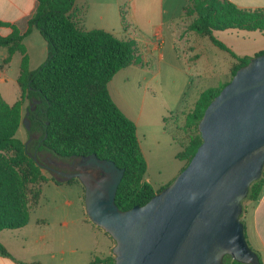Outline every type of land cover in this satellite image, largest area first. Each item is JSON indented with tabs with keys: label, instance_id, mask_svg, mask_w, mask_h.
Instances as JSON below:
<instances>
[{
	"label": "trees",
	"instance_id": "16d2710c",
	"mask_svg": "<svg viewBox=\"0 0 264 264\" xmlns=\"http://www.w3.org/2000/svg\"><path fill=\"white\" fill-rule=\"evenodd\" d=\"M77 1L35 0L36 10L23 32L14 24L0 21V28L11 30L7 36L0 35V47L7 51L1 67L9 64L15 53L21 55L17 78L20 98L9 105L0 97V232L28 224L45 183L70 185L78 181L63 180L56 174L52 178L46 177L39 165L42 158L46 162L47 159L68 162L95 155L100 160L114 162L124 170L115 196V204L122 211L143 206L165 188L156 190L145 180L147 165L137 139L136 125L119 110L108 92L111 79L137 61L133 43L104 30L84 29L81 18L75 15ZM186 2L184 18L189 21L188 30L197 37L208 38L214 46L230 55L234 60L230 69L232 77L250 57L235 55L213 33L240 30L258 31L264 35V8H239L227 0ZM122 22L125 26L123 13ZM32 28L38 30L47 44V58L34 71L29 69L23 44ZM228 82L200 92L185 115L183 127L179 128L184 136L175 128L172 139L182 147L176 156L178 160L186 161L187 165L190 162L202 142L197 127L204 111ZM26 100L33 106L26 108L29 111V143L16 138L25 117L22 107ZM35 102L39 104L35 105ZM41 104L44 107L40 111ZM169 120L170 117L164 119L165 123ZM34 155L37 162L32 158ZM263 189L264 167L261 177L250 185L242 201L240 221L244 236V215L258 201ZM87 221L91 223L88 218ZM112 243L114 247L113 239ZM255 254L262 264L259 254ZM0 255L12 258L1 243ZM90 264H114V255L111 251L109 256L96 257ZM224 264L241 263L226 256Z\"/></svg>",
	"mask_w": 264,
	"mask_h": 264
},
{
	"label": "water",
	"instance_id": "95a60500",
	"mask_svg": "<svg viewBox=\"0 0 264 264\" xmlns=\"http://www.w3.org/2000/svg\"><path fill=\"white\" fill-rule=\"evenodd\" d=\"M197 128L202 142L188 165L143 206H116L124 170L112 161L90 155L76 172L53 170L82 184L87 218L115 243L114 264H224L226 256L260 264L240 216L264 167V53L235 72Z\"/></svg>",
	"mask_w": 264,
	"mask_h": 264
},
{
	"label": "crops",
	"instance_id": "0c3cea01",
	"mask_svg": "<svg viewBox=\"0 0 264 264\" xmlns=\"http://www.w3.org/2000/svg\"><path fill=\"white\" fill-rule=\"evenodd\" d=\"M78 1H80V3L83 2V0ZM88 1L90 2L89 9L92 7L93 9L90 10V14L89 9L85 13L86 19H88L90 15L89 22L91 24V27L89 29L86 28V30L100 29L115 36V33L118 32L117 29L121 28L128 30L130 25L139 22H156L157 25L154 26L153 32L148 37L134 35L132 38L125 39L133 43L137 61L131 65L136 67L144 68L148 66V62H151L150 60H154L155 65L158 66L161 62H164L162 50L167 39V34L164 33V24L166 22L169 24V27L171 25L169 31L171 35V49L176 50V43H178L182 48H186L189 53L193 54L196 53L197 49L201 46L198 40H194L196 38H194L192 32L188 30L189 21L184 18L185 7L187 5L186 0H168L167 5H165L166 0ZM227 1L239 8H264V0ZM127 4L128 9L123 11L122 7ZM75 6L74 11L77 12ZM114 6L116 9L115 18H112V22L110 23L105 22L109 7ZM35 10V0H0V21L14 24L23 32L27 28L28 19L34 14ZM122 13L125 26L122 22ZM178 19H180L179 24L176 21ZM81 25L83 27V23H81ZM238 31L240 30H225L218 32L223 33L221 34L223 39L220 42L239 57H252L264 51V35L261 32H248L253 33L249 35ZM10 32L11 30L9 28H0V35L2 36H7ZM242 32L245 33L246 31ZM214 33L217 34L216 32ZM149 39L154 43L149 41ZM257 40L258 43H256ZM23 44L28 55L29 69L33 70L39 68L43 62L42 58L47 54V44L36 28H32L30 33L25 36ZM3 49L5 52L4 56H2V61H4L7 56L6 49ZM17 55H19L18 66L13 73L9 65ZM218 58H220L218 54L216 59H210L208 57H202L200 54H195L188 59V62H194L195 66L200 63L205 72L203 77L206 78L207 76L211 77V75H214L215 66L218 64L216 60ZM20 62L21 55L15 53L11 57L8 65L1 67V63L3 62L0 63V97L9 105L14 104L20 98V89L17 84ZM233 63L234 60L231 58L228 68L229 76ZM180 71L184 72L183 70ZM10 72L13 74L12 77L8 75ZM9 81L11 83L10 89L7 88ZM13 83L17 85V90L13 88ZM187 83L190 84L189 78L187 79ZM195 101L193 103H195ZM114 103L120 111L136 125L137 139L147 163V157L140 142V135L138 132V124L141 123L140 116L134 115V113L124 107L119 101H114ZM144 135L143 133L141 134L142 137H144ZM243 220L246 242L254 253L256 252L259 254L260 260L262 264H264V189L258 201L253 207L248 209ZM29 221L26 226L20 229L0 232V243L12 257L7 258L0 255V264H18L17 261L27 264H90L94 258L107 257L112 251L113 244L108 243L105 245L103 240V238L106 237L105 233L84 219H82L80 223L72 224L64 221L60 223L58 229L49 228L46 224L39 225L36 223L35 225H31ZM101 242L102 246H100Z\"/></svg>",
	"mask_w": 264,
	"mask_h": 264
},
{
	"label": "rangeland",
	"instance_id": "374dc122",
	"mask_svg": "<svg viewBox=\"0 0 264 264\" xmlns=\"http://www.w3.org/2000/svg\"><path fill=\"white\" fill-rule=\"evenodd\" d=\"M89 4L88 0H83L82 3L78 1L75 6L77 8L75 15L81 18L84 29L91 27L89 22L90 15L88 19L85 18ZM167 4L168 0L165 1V5ZM92 9L93 7L89 9V14ZM122 9L126 11L128 4L124 5ZM115 12V6L109 7L105 22H112V18L116 16ZM176 21L178 24L180 23V19ZM155 25H157L156 22H139L130 25L128 30L117 29L118 32L115 33V36L120 40L132 38L134 35L148 37L153 32ZM170 29L171 25L169 27V24L166 22L164 24V33L167 34V39L162 50L164 55L163 63L161 62L158 66L155 65L154 60H150L151 62H148V66L144 68L130 65L120 70L108 83V92L111 99L115 102L119 101L134 115L140 116L141 123L138 124V132L140 142L147 157V168L144 178L156 190L170 185L187 165L186 161H180L176 158L177 154L181 152L182 147L172 139L175 128L179 129L183 127L185 115L192 109L193 102L201 91L211 87L219 88L231 80L228 72L231 58L228 53L214 46L208 38L197 37L194 33H192V36L196 38L194 40H198L201 45L196 53H189L186 48H182L178 43H176V50H173L170 43ZM238 32L249 35L253 34L242 31ZM216 33L213 36L218 41H221L223 39L221 34L223 33ZM149 41L152 40L149 39ZM256 43H258V40ZM4 52L5 50L0 48V63L3 62L2 56H4ZM195 54H200L202 57L210 59H216L217 54L219 55L222 60L220 58L216 60L218 64L215 66L214 75L205 78L203 77L205 72L200 63L195 66L194 62H188V59ZM18 57L19 55L9 65L13 73L18 66ZM46 58L47 54L42 58V64ZM36 69L38 68L31 71ZM8 75L9 77L13 76L11 72ZM188 78L190 79V84L187 83ZM10 85L9 81L7 88L10 89ZM12 85L17 90V85L15 83ZM38 104L39 102H35V105ZM28 106L33 107L26 100L22 107V114L25 116ZM43 107L44 104H41L39 107L40 111ZM168 117L171 120L165 123L164 119ZM23 119L22 125L16 133V138L24 143H29L31 139L28 136L26 126L23 124ZM142 133L145 134L144 137L141 136ZM180 134L184 136L181 130ZM47 163L51 164L53 161L47 159L46 162L45 158L41 159V163L39 164L41 172L46 177L52 178L53 173L51 172V168L45 167L48 166ZM82 219L87 221L82 184L76 181L70 185H57L49 181L42 186L41 199L38 206L32 210L29 223L31 225H35L36 223L39 225L46 224L49 228L58 229L60 223L64 221L72 224L80 223ZM105 236L103 238L105 245L108 243L113 244L112 239L107 235ZM101 244L102 242L100 246H102Z\"/></svg>",
	"mask_w": 264,
	"mask_h": 264
},
{
	"label": "flooded vegetation",
	"instance_id": "af4514ba",
	"mask_svg": "<svg viewBox=\"0 0 264 264\" xmlns=\"http://www.w3.org/2000/svg\"><path fill=\"white\" fill-rule=\"evenodd\" d=\"M31 108H33V107H31ZM80 162H81V158L80 159H76V160H70L68 162L53 161V163H51V164L47 163L48 166H45V167L51 168V170H52L51 172L53 174H56L53 170L63 171L65 173H72V172H76L75 167ZM60 178L62 179V177H60Z\"/></svg>",
	"mask_w": 264,
	"mask_h": 264
}]
</instances>
